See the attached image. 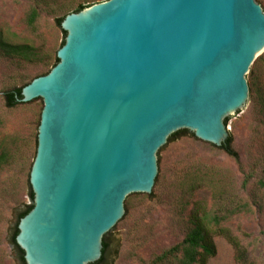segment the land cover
<instances>
[{
    "label": "water",
    "instance_id": "1",
    "mask_svg": "<svg viewBox=\"0 0 264 264\" xmlns=\"http://www.w3.org/2000/svg\"><path fill=\"white\" fill-rule=\"evenodd\" d=\"M51 72L22 89L44 108L30 172L26 264H96L131 195H150L160 150L188 131L222 147L264 54L257 0H107L61 25Z\"/></svg>",
    "mask_w": 264,
    "mask_h": 264
},
{
    "label": "rangeland",
    "instance_id": "2",
    "mask_svg": "<svg viewBox=\"0 0 264 264\" xmlns=\"http://www.w3.org/2000/svg\"><path fill=\"white\" fill-rule=\"evenodd\" d=\"M257 1L264 9V0ZM83 2L0 0V34L14 43L31 42L55 56L64 37L56 19ZM35 4L41 16L37 26L29 28L26 16ZM46 69L19 66L0 56V145L11 152L0 167V264H22L10 241L19 214L33 204L29 179L44 108L37 99L9 109L3 95L30 83ZM247 79L248 104L227 125L239 160L191 132L173 138L158 154L160 175L152 193L131 196L127 214L106 235L108 249L102 264H154L158 256L183 240L188 211L197 201L213 211L234 210L225 226L241 240L252 261L264 264V190L260 187L264 180V54ZM3 150L0 147V154ZM215 243L218 254L208 264H238L232 245L222 237H216Z\"/></svg>",
    "mask_w": 264,
    "mask_h": 264
},
{
    "label": "trees",
    "instance_id": "3",
    "mask_svg": "<svg viewBox=\"0 0 264 264\" xmlns=\"http://www.w3.org/2000/svg\"><path fill=\"white\" fill-rule=\"evenodd\" d=\"M104 1L107 0H84L83 3L78 4L73 10H70L67 14H65V16L56 19L57 27L61 30L64 35L60 49L65 45L66 33L62 29L61 25L66 16L72 13H79L94 4L101 3ZM40 16L41 9L39 5H33L26 16L27 26L29 28H35L39 22ZM57 53L58 51L55 52V56H53L52 54H48L47 52H45L43 48L36 47L31 42L14 43L12 41H9L2 34H0V56L10 61L16 62L19 66L41 65L47 67L46 70L40 72L35 78L48 75L51 70L59 63ZM30 83H27L21 87H14L4 92V102L7 108L14 109L23 104H28L21 102L20 100H22L23 98L22 89ZM228 122L229 118L226 120L227 125ZM184 132L186 131H181L174 134V136L169 139V142H171L173 138ZM0 147L4 149L0 154L1 167L2 163H4L11 156V152H9V148L3 145H0ZM163 149L164 147L160 150V152ZM221 149L225 151L230 157L234 158L237 161L239 160L237 152L232 147L231 136L228 138L227 142L221 147ZM260 187L264 190V180L260 182ZM29 196L31 197L33 204L27 206L23 213L21 212L19 214V222L34 208V194L32 192L31 186ZM129 198L127 199V201L129 200ZM235 213L236 212L231 209L213 211L207 205V203L203 201L195 202L188 211V230L183 240L177 245L167 250L166 252H164V254L158 256L155 259L154 264H208L209 261L218 254L217 246L215 243L216 237L224 238L230 245L233 246L235 253L237 254L236 261L238 264H257L256 262L251 260L250 254L242 244L241 240L237 236H235L229 228L225 226L226 222H228ZM18 234L19 230L17 225L10 243L13 246L14 250L17 251L18 258L21 263L26 264L24 259V252L19 248L16 243V237ZM107 249L108 244L104 238L103 257L96 264H102L105 261Z\"/></svg>",
    "mask_w": 264,
    "mask_h": 264
}]
</instances>
